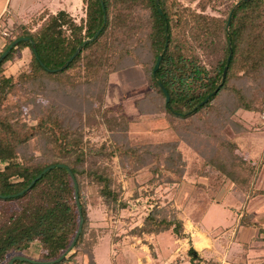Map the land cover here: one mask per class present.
I'll return each mask as SVG.
<instances>
[{"label": "trees", "instance_id": "trees-1", "mask_svg": "<svg viewBox=\"0 0 264 264\" xmlns=\"http://www.w3.org/2000/svg\"><path fill=\"white\" fill-rule=\"evenodd\" d=\"M102 1L104 9L100 0H81L79 16L64 8L55 12L43 8L16 24L0 48L1 53L13 39L27 35L36 49L35 54L31 42L21 40L0 61V194L21 190L45 166L62 162L77 180L83 215L81 232L61 260L16 259L12 264H64L78 251L85 264H95L94 246L100 235L89 227L90 207L96 199L113 209L126 205L110 167L114 156L136 178L141 170H149V181L156 184L211 180L213 173L231 181L232 193H254L250 183L255 166L233 150L223 128H244L237 118L239 110L264 109V0H196L192 5L183 0ZM100 27L65 67L52 71L40 63L61 66ZM25 48L30 50L28 62L7 73L5 63ZM134 65L141 68L148 88L135 99L137 113L130 116L120 103L107 105L105 96L111 76ZM158 81L169 92L167 103ZM150 114L163 117L173 136H134L132 121ZM99 125L105 126L107 137L97 141L86 137L87 127ZM201 186L196 182V194L211 188L210 183L202 186L204 190ZM79 217L73 179L64 166L48 169L19 195L0 196V264L24 250L40 260L58 257L71 242ZM239 225L259 224L244 211ZM137 230L184 234L176 211L168 214L157 205ZM195 259L193 264H200Z\"/></svg>", "mask_w": 264, "mask_h": 264}, {"label": "rangeland", "instance_id": "rangeland-1", "mask_svg": "<svg viewBox=\"0 0 264 264\" xmlns=\"http://www.w3.org/2000/svg\"><path fill=\"white\" fill-rule=\"evenodd\" d=\"M194 3L187 4L192 5ZM2 5H4V8L0 10V48L5 42L6 36L16 24H19L23 20H27L29 16L37 13L44 6L53 11L62 8L69 11L71 9L76 16L82 13L80 9V0H0V7ZM206 11L215 13V11H212L209 7L206 8ZM29 58V48L21 50L17 53L15 58L5 63V71L7 73H15L22 65L28 62ZM147 88V81L141 68L135 65L126 67L111 76L106 90L105 102L107 105H117L120 103L123 105L127 114L135 116L137 111L136 107H134V101L136 98L140 97ZM241 111L243 110L237 112V118L243 124L244 128L236 130L230 125H226L223 128V134L229 140L234 151L254 164L255 171L252 175V183L258 176L259 171L260 176L264 170V165L262 164L263 166L260 167L259 163L261 154L263 155L264 151V117L262 116L264 109L258 112H245L246 125L242 122L243 117L240 115ZM258 120L259 123H257ZM166 124L167 122L163 117L150 114L144 115L141 120L132 121L130 130L134 136L139 138H169L172 137L173 134L165 129ZM108 134L109 132L104 125L86 128V137L91 138L92 141L101 140L107 137ZM110 167L115 181L123 188L121 200L124 201L126 205L113 209L106 207L99 199H96L95 204L89 209V227L97 229L98 235L109 232L111 236L110 254L108 253L109 244L106 240H103L101 245L97 248L99 258H105L108 262H110V256H116L117 260H123V252L139 248L144 243L149 245L151 249L155 246L158 256L157 260L162 261L164 257H166L168 249L172 248L174 245L172 242L174 235L170 230L159 232L155 239V244L152 238L154 234L144 231L138 232L137 230V228L143 225L144 217L154 206H161L168 214H170L172 210H175L176 217L181 220L179 215L185 209L186 203L187 205L189 202L191 203V201H187L190 196L193 201L192 204H194L193 210H199L201 212L206 204L211 201H229L227 197L222 198V193L227 192L233 194L231 192L233 188L231 181L229 179H222L219 175L213 173L210 177L211 180L207 178L201 179L204 183L198 181V179L194 180L190 178L187 180V182L193 184V190L192 192L187 190L185 197L182 198L181 194L183 190L181 189L184 186L183 183L186 181L179 183L177 186L173 184L168 186L156 184L149 181L151 174L149 170L146 169L141 170V173L139 172L136 178L134 174L130 172L129 167L123 166L120 163L117 156L112 158ZM196 182H200L203 187H208V183H210L211 188L204 191V194H196ZM89 190H94L92 184L89 185ZM231 212L232 211H230L228 207H223L214 202L207 215L202 219L201 225L207 228L211 224H214V232L219 234L223 225H228L232 222ZM260 220L264 222V217L262 216ZM99 223L104 225H97ZM115 252L117 255H115ZM78 253L82 256V259L86 260L81 251L76 252V255ZM18 254H24L31 258H35V254L31 250H24L22 253ZM76 255L72 260L77 259ZM250 262L264 264L263 259L250 260ZM179 264H193V262L191 260H185L181 261Z\"/></svg>", "mask_w": 264, "mask_h": 264}, {"label": "crops", "instance_id": "crops-1", "mask_svg": "<svg viewBox=\"0 0 264 264\" xmlns=\"http://www.w3.org/2000/svg\"><path fill=\"white\" fill-rule=\"evenodd\" d=\"M185 3H194L196 0H183ZM5 4V3H4ZM3 10L4 5L0 7ZM46 8V6L42 7ZM50 9V8H49ZM81 9V0H80ZM39 10V11H40ZM50 11L55 12L50 9ZM70 12L73 14L72 10ZM245 112H252L243 110L240 115L243 117L242 122L246 125ZM259 123V120L257 121ZM264 152V151H263ZM262 154L259 160L260 167L264 165L261 163ZM263 164V165H262ZM259 167V168H260ZM260 173V171H259ZM258 173V176H259ZM251 183V188L254 193L251 195L248 193H222V198L227 197L229 201L220 200V203L216 202L223 207H228L231 213L232 222L228 225H223L220 231V235L214 232V224L205 228L202 227V219L207 215L213 205V201L206 204V206L200 212L199 210H193L194 204L191 200V196L186 203L185 209L180 213V218L183 222V235L178 236L173 233V246L168 249L166 257L162 261L157 260V250L155 246L151 249L149 245L144 243L139 248L134 250L123 252V260H117L116 256H110V262L105 258H99L97 248L101 245L103 240H106L109 244L110 254V235L106 232L98 237V240L94 246V259L95 264H179L181 261L192 260L194 257L200 260V264H252L250 260H262L264 255V222L260 219L264 217V193L257 192L258 190H264V170L259 177ZM184 186L181 190V197L184 198L186 191L192 192L193 184L184 182ZM191 194V193H190ZM198 211V212H197ZM248 212L252 217L257 220V226H245L239 225V217L244 212ZM104 225V224H97ZM262 227V228H261ZM157 234H154L152 238H157ZM180 246L184 252L188 253V250H192L193 253H188L186 257L180 260H176L177 252L176 248ZM170 247V246H169ZM115 255L117 253L115 252ZM76 260H69L66 264H85L86 260L82 259L79 253L76 255ZM215 259H214V258ZM176 260V262H174ZM255 264V263H253Z\"/></svg>", "mask_w": 264, "mask_h": 264}, {"label": "water", "instance_id": "water-1", "mask_svg": "<svg viewBox=\"0 0 264 264\" xmlns=\"http://www.w3.org/2000/svg\"><path fill=\"white\" fill-rule=\"evenodd\" d=\"M101 1V4H102V7H103V1ZM159 0H156V2L158 3ZM241 0H238V2H240ZM237 2V3H238ZM104 9V7H103ZM158 10L161 11V7L158 6ZM230 17H231V12L229 13L228 15V18H227V22H226V25L228 26L229 24V21H230ZM105 19H106V15L104 13L103 15V23L101 25V27L104 25V22H105ZM97 29L94 34L89 37V38H86L82 41V43H80L76 48L75 50L73 51V53L68 57V59L59 67H54V68H49L47 67L46 65H44V63L40 60V63L48 70H52V71H56V70H59L63 67H65L69 61L80 51L81 47L86 44L88 41L90 40H93L97 34L99 33L100 29ZM165 34H166V37L168 35L167 33V24L165 25ZM21 40H29L31 42V45H32V49L34 51V53L36 54V49H35V45H34V40L32 38H30L29 36L27 35H21V36H18L16 37L15 39H13L10 44L0 53V61L4 58V56L8 53V51L11 49V47L16 44L17 42L21 41ZM167 38L165 40V43H164V48H163V51L165 50L166 46H167ZM159 53L156 57V60H155V63L153 65V68H152V72L155 73L156 69L158 68L159 66V63L161 61V58H162V53ZM230 54H231V51L229 52L228 56H227V63L230 59ZM227 63L224 65L223 67V70H222V75H221V81L224 80L225 78V75H226V71H227ZM162 91L164 92L165 94V102L167 103L169 98H170V95H169V92L168 90L166 89V87L160 82L158 81ZM218 87L219 85L213 90V92H216L218 90ZM208 99V96H206L203 100H201L196 106H194L192 109H195L197 106L199 105H202L206 100ZM54 166H64L67 168L69 174L71 175L72 179H73V183H74V193H75V200H76V203H77V207H78V211H79V223H78V227H77V230L71 240V242L69 243L68 247L56 258L54 259H51V260H40V259H36V258H31L27 255H24V254H14L12 255L7 261L5 264H12L14 262V260L18 259V260H26V261H29V262H32V263H55V262H58L59 260H61L64 256H66V254L72 249L77 237L79 236L80 232H81V229H82V224H83V215H82V209H81V205H80V201H79V188H78V183H77V180L72 172V170L65 164V163H62V162H58V163H51L47 166H45L34 178L31 179V181L28 183L27 186H25L24 188H22L21 190L17 191V192H14V193H9V194H0L1 197H11V196H16V195H19L21 194L22 192H24L25 190L29 189L33 184L34 182L40 178L42 176V174L44 172H46L48 169L54 167Z\"/></svg>", "mask_w": 264, "mask_h": 264}, {"label": "built area", "instance_id": "built-area-1", "mask_svg": "<svg viewBox=\"0 0 264 264\" xmlns=\"http://www.w3.org/2000/svg\"><path fill=\"white\" fill-rule=\"evenodd\" d=\"M262 116L264 117V112H262ZM176 252H177L176 260L183 259L184 257H186L188 255V253L184 252V250L181 249L180 246H178L176 248ZM176 260H174V262H176Z\"/></svg>", "mask_w": 264, "mask_h": 264}]
</instances>
